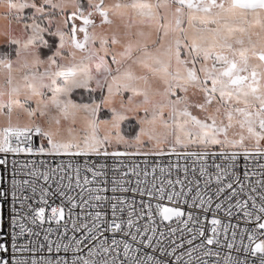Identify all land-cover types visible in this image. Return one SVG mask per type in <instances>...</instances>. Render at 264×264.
<instances>
[{
  "label": "snow or ice",
  "instance_id": "obj_1",
  "mask_svg": "<svg viewBox=\"0 0 264 264\" xmlns=\"http://www.w3.org/2000/svg\"><path fill=\"white\" fill-rule=\"evenodd\" d=\"M0 264H264V0H0Z\"/></svg>",
  "mask_w": 264,
  "mask_h": 264
},
{
  "label": "built area",
  "instance_id": "obj_2",
  "mask_svg": "<svg viewBox=\"0 0 264 264\" xmlns=\"http://www.w3.org/2000/svg\"><path fill=\"white\" fill-rule=\"evenodd\" d=\"M5 214H7V206L5 207Z\"/></svg>",
  "mask_w": 264,
  "mask_h": 264
}]
</instances>
